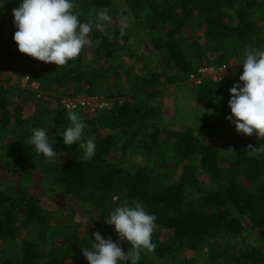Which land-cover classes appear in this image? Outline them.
<instances>
[{
  "label": "trees",
  "instance_id": "16d2710c",
  "mask_svg": "<svg viewBox=\"0 0 264 264\" xmlns=\"http://www.w3.org/2000/svg\"><path fill=\"white\" fill-rule=\"evenodd\" d=\"M73 2L81 22L108 8L113 22L107 31L114 38L94 29L90 57L84 50L57 68L18 51L13 10L22 0H0V74L27 77L42 94H58L54 109L35 103L24 116L35 93L0 82V264H88L81 250H91L96 232L127 254L131 245L106 222L125 199L142 202L156 216L154 232L169 231L175 242L169 254L168 244L142 251L138 264H264V153L249 150L264 138L237 133L227 119L230 89L243 87V71L224 82L200 74L203 64L225 65L247 47L264 51V0ZM121 14L130 17L123 37ZM209 53L217 55L211 60ZM127 60L136 66L124 70ZM186 82L194 88L191 119L167 120L161 88ZM97 94L114 102L92 111L75 103ZM69 111L82 114L85 135L95 137L90 160L78 144H63ZM33 128L56 136L53 151L68 160L37 155L27 143ZM135 156L149 165L127 160ZM152 242H158L153 235ZM186 248L198 255L176 261V252Z\"/></svg>",
  "mask_w": 264,
  "mask_h": 264
},
{
  "label": "clouds",
  "instance_id": "9594fccd",
  "mask_svg": "<svg viewBox=\"0 0 264 264\" xmlns=\"http://www.w3.org/2000/svg\"><path fill=\"white\" fill-rule=\"evenodd\" d=\"M73 0H22L18 8L13 10L14 24L17 31L14 42L18 51L32 59L45 64H54L57 68L75 61L92 41L90 34L95 29L109 40L107 28L113 22L108 8L90 12L91 17L81 22V13L76 10ZM120 36L125 35V29L130 27V17L121 14ZM133 43V40H129ZM243 74L239 83L230 89L229 107L231 116L227 117L234 123L237 133L245 136L264 138V51L247 47L244 53ZM214 66V65H213ZM216 67V65H215ZM204 68V67H203ZM69 126L60 134L65 146L78 144L84 152V159L90 160L95 156V137L86 136L88 127L80 114L69 111L67 114ZM31 137L27 143L34 146L37 155L42 154L52 162L57 153L53 151L55 142L45 128L31 129ZM251 154L264 153V144L253 147L249 145ZM156 216L149 214L142 202L125 199L106 218V222L115 227L120 241H127L131 248L124 253L119 244L111 239L105 240L96 232L93 233L95 243L91 250H81L88 264H120L130 261L138 264L141 252H152L156 245L152 235L157 225Z\"/></svg>",
  "mask_w": 264,
  "mask_h": 264
},
{
  "label": "rangeland",
  "instance_id": "374dc122",
  "mask_svg": "<svg viewBox=\"0 0 264 264\" xmlns=\"http://www.w3.org/2000/svg\"><path fill=\"white\" fill-rule=\"evenodd\" d=\"M197 31V35L199 36V42H203V38L201 36V33ZM148 43V41L146 42ZM147 47L150 48V45L147 44ZM93 49V46L89 45L86 46L85 51L87 53V55L90 57L91 51ZM151 49V48H150ZM210 56V59L213 60L214 57L217 55L215 54H208ZM245 56L242 53H240L239 55H237L234 58H230L227 60L225 65H221L222 67H220L222 70V72L220 71H216L214 70L210 75H206L204 76V78H209L212 79V77H214L215 79H219V81H226L228 79L230 80H237L238 79V73L243 71V60H244ZM147 62V58L145 60ZM212 64V63H211ZM134 65L136 66V64H134L133 62L131 63L130 60H127L126 62H123L121 64L122 68L124 70L128 69V67L133 68ZM205 64H203L202 67H204ZM215 66V65H214ZM201 67V68H202ZM217 67V66H216ZM135 72L136 73H140V67H135ZM7 79H10V81H7ZM27 80L24 79H18L15 76H10L9 74L6 75L5 73H1L0 74V82L1 83H7L9 85H12L13 87H18L19 89L22 88H30L31 91H33L35 93V96L31 97V99L28 101V103L25 105L24 108V116H28L30 114H32L33 110H34V105L35 103H41L43 104L46 108L48 109H54L56 106V96H58V94L53 93V94H49V95H44V93L42 94L38 88V84L34 83L32 85H28L26 84ZM121 84H124L126 87H128L129 84H126L125 81H122ZM162 95H163V100H162V104H161V116L166 118L167 120H172L174 118L177 117L178 120H189L191 119L192 116V111L195 107V100L194 97L192 95V90L194 89L192 86H190L187 82L186 83H181L178 84L176 86H165L162 87ZM35 98V99H34ZM62 101L66 100L65 98L61 97ZM75 100V103H77L78 105L81 106V108L87 106V103H91L92 105H98L99 102H106V105H108V107H110L112 105V103L114 102L113 100H109L106 99L105 96L103 94H97L96 97H92V98H87L84 96H79L77 97ZM118 100V99H116ZM121 100V99H120ZM39 101V102H38ZM81 118H82V114H80ZM54 143L53 146L57 145L59 143L58 138L55 136L54 138ZM216 141L218 143H223L225 142L224 138L219 137L218 139H216ZM56 153H57V157H63V161L68 160L67 155L65 153H62L61 151H58L57 149H55ZM227 148L224 149V153H227ZM128 161H130L131 163H133L134 165H136L137 167H145L146 165H149V162H146L144 160H142L140 157L135 156V157H131V158H127ZM228 163V161H226V164ZM225 164V165H226ZM156 233V234H155ZM156 235V236H155ZM153 237L158 241L157 244L155 245H171V246H167L166 249L168 250V254L171 252L172 248L175 245V242L173 241L172 238V234L169 231H166L164 229H158V232H153ZM197 250H189V249H180L178 252H176V256H177V260L179 261L181 260L183 257H193L196 254ZM203 251H207L206 249H204ZM200 254L202 253V251H200ZM167 254V255H168ZM202 256V255H201ZM202 260L206 261L208 258L205 257H200ZM160 262V261H159ZM175 263V262H174ZM160 264H173L170 261H162L160 262Z\"/></svg>",
  "mask_w": 264,
  "mask_h": 264
},
{
  "label": "built area",
  "instance_id": "2783aa9c",
  "mask_svg": "<svg viewBox=\"0 0 264 264\" xmlns=\"http://www.w3.org/2000/svg\"><path fill=\"white\" fill-rule=\"evenodd\" d=\"M220 67H222V66L215 67V66L211 65V66L204 67V68H202L200 70V74H202L203 76L210 75L214 70H216L217 72L218 71L222 72L221 71L222 69ZM25 79L27 80V77ZM212 80L219 81V79H215L214 77H212ZM87 106L89 107V109L91 111L96 109V108H102V107H107L108 108V105H106V102H101V101L99 102L98 105L97 104L96 105H92L91 103H87ZM66 107L70 108V109H74L75 105L70 103V102H68L66 104Z\"/></svg>",
  "mask_w": 264,
  "mask_h": 264
}]
</instances>
